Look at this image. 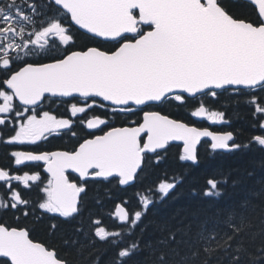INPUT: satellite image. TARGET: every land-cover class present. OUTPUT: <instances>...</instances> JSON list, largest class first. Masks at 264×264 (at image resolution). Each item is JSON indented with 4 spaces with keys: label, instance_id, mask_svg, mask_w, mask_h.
Here are the masks:
<instances>
[{
    "label": "snow or ice",
    "instance_id": "1",
    "mask_svg": "<svg viewBox=\"0 0 264 264\" xmlns=\"http://www.w3.org/2000/svg\"><path fill=\"white\" fill-rule=\"evenodd\" d=\"M247 4L254 19L236 14L228 0H0V143L34 145L62 131L77 135L73 119L37 110L46 94L84 98L83 105L71 104L72 117L104 108V102L112 105L113 115L133 114V106L142 112V122L123 127H109L106 116H90L81 121L87 129L103 125L108 130L83 139L71 151L8 154L16 166L29 170L0 167V209L19 212L25 219L39 209L51 214L50 220L63 218L71 230L59 237L58 246V223L47 226L53 238L49 242L35 239L34 227L0 222V264H73L62 249L83 254L86 248L92 249L91 264H140L134 258L145 250L148 264H212L214 259L215 264H264V226L260 246L251 249L257 233L251 231L249 198L226 209L195 210V232L182 220L175 228L157 225L160 235L155 241L143 240L149 226L145 217L157 199L175 190V180H161L138 193L137 209L130 210L127 200L116 203L109 217L115 226L96 213L88 215L86 224L83 218L90 181L131 185L146 157L152 154L159 162V150L170 141H183L180 159L193 162L202 137L211 138L214 151L250 146L264 151V134L242 144L232 131L212 132L161 111L144 110L183 106L198 94L215 98L217 90L232 88L250 97L246 103L254 109V127L264 133V0ZM74 26L114 47H75ZM190 115L213 123L225 120V112L210 110L202 102ZM26 162H43L47 182ZM68 170L78 174L76 180L69 178ZM227 182L223 174L207 178L201 196L220 198ZM33 186L38 192L34 203L25 198ZM251 195L264 196V186ZM98 244L113 250L110 260H103Z\"/></svg>",
    "mask_w": 264,
    "mask_h": 264
},
{
    "label": "trees",
    "instance_id": "2",
    "mask_svg": "<svg viewBox=\"0 0 264 264\" xmlns=\"http://www.w3.org/2000/svg\"><path fill=\"white\" fill-rule=\"evenodd\" d=\"M232 10L243 17L254 19L251 8L246 1L243 0H228ZM76 34L75 47H83L85 45H95L102 49H110L114 47L112 42H103L93 40L91 36L84 32L74 29ZM251 91V90H245ZM264 96V93H260ZM250 99L248 95H239L232 88L227 90H219L217 97L213 98L209 95H202L199 98H189L188 102L183 106H178L176 103L164 104L162 106L153 105L144 110L161 111L163 114L170 115L173 118L180 119L188 124H194L199 127H209L214 131H232L237 143L247 144L251 136L264 134L259 129L254 127L256 117L253 116V107L248 105L246 101ZM204 103L210 110L225 112L224 122H218L214 125L204 118L192 117L190 113L199 103ZM93 115L106 116L109 120V127L133 124L139 122L142 112L135 110L133 114L120 113L113 115L108 110L100 109L91 111ZM83 126V125H82ZM81 125H77L79 129L76 132V138L67 136V143L63 142L62 137H51L46 142V145L51 147L67 148L70 144L77 142L81 138L86 137L87 131ZM107 128V127H103ZM8 146L0 144V165L9 163ZM160 152V160L157 162L156 157L149 154L146 157L145 163L142 166L143 170L138 174L137 180L131 185L120 187L115 180L111 183L107 181L95 182L90 181L88 185V194L83 201V218L85 224L90 213H96L100 218L104 219L105 223L115 226L116 222L110 219V214L116 203L127 200L126 205L130 210L137 209V194L144 193L148 188H154L161 180L167 179L169 182L176 181L177 187L169 196L163 200L157 199L150 206V209L145 217V224H148L146 231L143 233L144 241H155L160 233L156 231L157 225L164 223L175 228L182 220L184 225L192 224V231L195 232L198 226V220L193 218V212L197 209H206L211 207L215 209H226L240 201L249 198L250 206L248 215L253 221L252 232L257 233L255 243L251 245L254 251L261 244L259 236L262 221H264V196L256 197L251 193L259 191L264 186V151L259 147L241 148L234 151H219L212 150L209 140L204 139L197 147V160L184 161L180 159L182 155L179 144L171 143ZM223 174V177L228 178L226 185L222 186V195L215 200H209L201 196V192L206 187L205 181L207 178ZM111 179V178H110ZM233 181L237 183L233 184ZM30 191L25 192L26 195ZM99 201V205L97 202ZM33 203L35 202L32 201ZM18 217L15 220V215ZM49 215L43 214L39 209L35 210L33 215L25 219L21 213L3 210L1 219L7 221L8 224L14 226H29L34 227L33 237L37 240H47L53 242L48 231L50 223H58L59 229L56 233L55 243L59 246V237L64 234H69L71 224L64 223L63 218L60 220H50ZM40 218L39 220L37 218ZM19 218V219H18ZM222 218V217H221ZM81 217H77L79 221ZM202 219V216H201ZM73 223H76L74 221ZM144 227V225H141ZM136 235H140V229H136ZM100 250L103 260L107 261L114 255L113 250L107 245H96ZM91 248H86L83 254L75 250L62 249V253L69 256L73 264H91L94 258L89 257L88 253ZM218 255H223L218 253ZM140 264H148V251L145 250L138 257L134 258ZM215 264V259L212 261ZM227 264V260L224 261ZM244 264H247L245 260Z\"/></svg>",
    "mask_w": 264,
    "mask_h": 264
},
{
    "label": "flooded vegetation",
    "instance_id": "3",
    "mask_svg": "<svg viewBox=\"0 0 264 264\" xmlns=\"http://www.w3.org/2000/svg\"><path fill=\"white\" fill-rule=\"evenodd\" d=\"M75 27H73V32H75ZM88 46H94L92 44L88 45ZM0 87H3L2 85H0ZM90 102V101H89ZM16 103L18 104L19 101L17 100ZM72 103H78L80 105H83L85 103V101L79 100V99H69V100H62L59 99L57 97H49L46 96V99L44 100V102L38 106V111H50L52 114L56 115L58 118L59 117H64V118H70L73 119L74 121V126L72 128L73 132H77L79 129L77 128V125H83L82 123H80V121H83L84 118L90 116L91 111L93 110H98L99 107H94L92 108L90 111H88L86 114H78L77 117H72L70 114V106ZM83 127V126H82ZM85 130H87L85 127H83ZM87 135L90 134V132L87 130ZM67 136H69V138H73L71 136L70 132L67 131H62L61 133L58 134H52L50 136H48L46 139H42L40 141H37L36 144H25V145H17V146H8V153L9 154L11 151L13 150H24V151H58V150H67V151H71L73 150V148L78 144V142L75 141V143L70 144L67 148H60V147H51L50 145H46V142L49 140V138L51 137H62L63 138V142L67 143ZM1 144V143H0ZM9 156V155H8ZM29 167L31 168L32 171H39L41 173V177L42 180L44 181V183L47 182L48 179V173L46 171H44L43 168V162H26ZM9 164H11V167L13 169L17 168V167H21L24 168V170H29L28 167H24V166H16L14 164V161H9L8 164L5 165H0V167H7ZM37 164L39 166H37ZM69 178L72 180H76L77 177L72 174L69 173L68 174ZM16 183V182H13ZM43 185H41L42 187ZM37 189L35 186H33V188L30 190L29 194L26 195V198L29 199L30 201H36L37 199ZM5 209H0V222L5 223L6 225H10L15 227L14 225L8 224L7 221L2 220L1 218V213L2 211ZM13 211V210H11ZM42 212V210H39ZM47 215H51V214H47ZM18 217V214L15 215V220Z\"/></svg>",
    "mask_w": 264,
    "mask_h": 264
},
{
    "label": "water",
    "instance_id": "4",
    "mask_svg": "<svg viewBox=\"0 0 264 264\" xmlns=\"http://www.w3.org/2000/svg\"><path fill=\"white\" fill-rule=\"evenodd\" d=\"M245 1H247V0H245ZM83 31V30H82ZM105 103H109V102H105ZM110 104V103H109ZM142 122V121H141ZM185 123V122H184ZM190 126H193V125H190ZM196 127V126H195ZM198 128V127H197ZM210 130V129H209ZM211 131V130H210ZM212 132H214V131H212ZM204 138H206V139H209L210 141H211V138L210 137H202L201 138V140L202 139H204ZM201 142V141H200ZM170 143H181V144H183V141H170ZM198 146V145H197ZM182 150H183V145H182ZM222 151H226V150H222ZM68 171H71V170H68ZM77 174V173H76ZM78 175V174H77ZM126 186H128V185H126ZM123 187H125V186H123Z\"/></svg>",
    "mask_w": 264,
    "mask_h": 264
}]
</instances>
